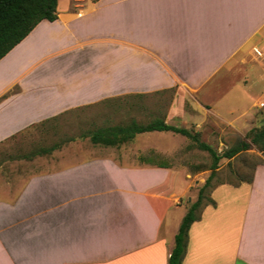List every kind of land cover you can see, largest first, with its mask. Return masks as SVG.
Masks as SVG:
<instances>
[{
	"label": "crops",
	"instance_id": "crops-1",
	"mask_svg": "<svg viewBox=\"0 0 264 264\" xmlns=\"http://www.w3.org/2000/svg\"><path fill=\"white\" fill-rule=\"evenodd\" d=\"M260 59L264 0H59L56 19L0 59V146L169 89L240 133L254 125V103L222 112L230 79L245 72L247 84ZM164 133L117 147L70 138L35 156L45 159L23 158L31 173L0 187V264H168L187 212L178 206L193 196L185 173L162 159ZM211 198L181 264H264V164Z\"/></svg>",
	"mask_w": 264,
	"mask_h": 264
},
{
	"label": "rangeland",
	"instance_id": "rangeland-1",
	"mask_svg": "<svg viewBox=\"0 0 264 264\" xmlns=\"http://www.w3.org/2000/svg\"><path fill=\"white\" fill-rule=\"evenodd\" d=\"M264 59L258 60L251 72L248 73L250 81L243 84L241 80L245 72L235 73L230 79L231 84L235 86L231 89L230 98H226V102L231 101L229 105L222 109L225 114L228 107H239L242 102L251 105L253 114L256 118L254 125L248 130L242 132L236 131L231 126L213 118L209 112H200L193 109L188 100L185 99L181 91L177 89H169L157 93H153L147 97L140 99H132L130 103L122 104L117 109V105L104 104L101 108L85 109L86 113L93 114V118L89 114L85 115L87 119L73 120L72 130H64L58 132L44 128L41 130L29 132L23 136L15 137L8 143L0 146V187L7 180L14 179L16 176L30 174L31 169L24 167L21 162L23 155L40 148L49 147L54 143H62L74 138L77 142L90 144L89 138H80L79 134L86 131H92L98 127L121 125L130 119H136L139 123H147L154 118H168L171 123L178 127H183L191 132H198L202 142L210 145L218 153H222L225 149L232 146L236 141L244 139L251 129H259L264 127V106L260 107V103H264ZM250 69V66L247 68ZM246 90V95L242 91ZM248 94V95H247ZM244 96V97H243ZM229 100V101H228ZM225 102V103H226ZM240 109H237V111ZM78 115H84L85 112H74ZM84 113V114H83ZM72 116H75L73 114ZM97 116V117H96ZM231 118V115H226ZM163 138V140H159ZM161 138H156L158 144L166 149V157L162 159L170 163L172 168L182 170L186 179L190 183L189 194L193 196L194 202L198 189L203 185L210 171L208 169L211 158L206 151H202L194 146L191 141L184 136H177L171 133H164ZM45 159L47 157H35V159ZM264 164V159L260 152L255 148H251L240 153L231 160L222 159L219 162L214 184H233L237 185L242 181H248L253 175L256 166ZM195 167L199 168L198 171ZM3 181V183H2ZM189 205L185 200L182 205L178 206L179 211L188 209ZM186 214V213H185Z\"/></svg>",
	"mask_w": 264,
	"mask_h": 264
},
{
	"label": "trees",
	"instance_id": "trees-1",
	"mask_svg": "<svg viewBox=\"0 0 264 264\" xmlns=\"http://www.w3.org/2000/svg\"><path fill=\"white\" fill-rule=\"evenodd\" d=\"M59 0H0V59L19 44L41 21L52 22L56 19V7ZM172 132L188 138L191 143L202 151L208 152L211 163L210 173L203 185L198 189L197 196L184 215L174 238V246L168 258V264H181L191 224L200 218L204 208L214 206L211 198L213 189L222 183L214 184L219 162L222 159L231 160L242 152L255 148L264 159V127L251 129L244 139L236 141L232 146L218 153L210 145L202 142L198 132L168 125L163 119H153L147 123L131 121L123 125L99 127L88 137L93 145L119 146L131 141L137 134L145 132ZM71 140V139H69ZM60 147V143L49 147H40L21 158L32 159L35 156L49 155ZM198 171L199 168L195 167Z\"/></svg>",
	"mask_w": 264,
	"mask_h": 264
},
{
	"label": "built area",
	"instance_id": "built-area-1",
	"mask_svg": "<svg viewBox=\"0 0 264 264\" xmlns=\"http://www.w3.org/2000/svg\"><path fill=\"white\" fill-rule=\"evenodd\" d=\"M254 52H255L256 55L261 56V53L257 49H254ZM259 106L260 107L264 106V103H260Z\"/></svg>",
	"mask_w": 264,
	"mask_h": 264
}]
</instances>
